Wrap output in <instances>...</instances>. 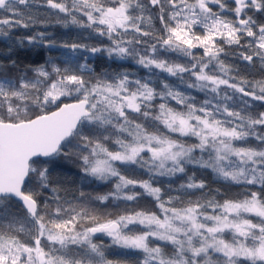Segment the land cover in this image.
<instances>
[{
	"label": "snow or ice",
	"instance_id": "snow-or-ice-1",
	"mask_svg": "<svg viewBox=\"0 0 264 264\" xmlns=\"http://www.w3.org/2000/svg\"><path fill=\"white\" fill-rule=\"evenodd\" d=\"M38 2L57 23L71 17L107 43L58 42L41 31L17 42L58 56L23 70L0 63V73L18 72L0 75V264H264V111L254 103L264 108V79L222 59L264 71V0ZM34 3L0 0V38L35 26ZM98 55L121 70L98 72ZM128 61L145 74L124 68ZM60 158L83 178H115L112 190L90 197L54 184L49 164ZM189 166L242 191L221 202ZM144 198L154 209L135 207ZM109 201L125 207L100 212ZM112 247L133 258L109 259Z\"/></svg>",
	"mask_w": 264,
	"mask_h": 264
},
{
	"label": "trees",
	"instance_id": "trees-1",
	"mask_svg": "<svg viewBox=\"0 0 264 264\" xmlns=\"http://www.w3.org/2000/svg\"><path fill=\"white\" fill-rule=\"evenodd\" d=\"M52 11L53 10L51 9L45 10L44 8H39V2L37 0V3L33 4V7L31 9V14L33 16L38 17L39 21H42L43 23H40L38 21L35 24V26L27 29L22 27L16 28L12 31V35L10 39L0 38V63L10 66L9 63L10 59L15 60L17 68L23 70L24 68L30 65H35L37 63H44V61L49 56H53V57L58 56L59 52L57 50L49 51L48 49H45L43 47L38 48L34 46H29L27 45V41H25L24 46L22 47L17 42L18 39L20 38L34 35L41 31L47 32L50 38L55 39L58 42L67 41L71 43L76 41V42L88 43L90 45H97L100 42V40H103L104 43H107L106 38L95 37V34L92 33L90 29H84L76 24L71 23V17L67 18L66 26L64 22L57 23V17L50 15ZM60 16L63 17V14H60ZM257 18L259 19L260 17L258 16ZM261 22H264V19H262ZM156 25L157 27H159L158 21L156 22ZM9 49L11 51H9ZM229 51H231V49H229ZM222 59H225V62L227 64H238L240 67L239 75L242 77H245L249 80L264 79V71L261 70L258 63L256 64L255 67L245 66V64L237 61L236 57L232 55H229L227 57H222ZM95 64L97 66L98 72L104 69L108 71L121 70L119 67H117L116 64H112L111 62H109L106 56L101 57L98 55L96 57ZM123 67L126 68L128 71L134 72L140 76H143L145 74L144 69L138 68V66L133 64L131 61L124 62ZM0 75H7L9 78H15L18 75V72L16 69H12L11 71L0 73ZM168 80L170 83L179 86L181 90H184L185 86L181 85L178 79L169 77ZM191 91L192 94L196 97L198 102H202L205 99L204 93L196 92L195 90H191ZM158 103L159 101H157V104ZM254 103H255V111H264V108H261L258 102H254ZM171 104L175 106L174 101H172ZM161 128L163 129L162 125ZM192 141H194V138H192L189 142ZM112 147L114 149L115 145H112ZM197 156H199L198 152H197ZM49 169H50V178L54 184H58L61 187H66L69 189L83 190L90 197H94L97 195H104L108 193L109 191L112 190L113 184L115 182V178H113V181L111 183H100V182L92 181L87 178H83L82 173L79 170L78 164L73 161L64 160L63 158H60L49 164ZM193 172H195L196 178L198 180L204 179L206 181L208 185V189H206L205 191L209 189L210 190L219 189L220 192L223 193V195L219 197L221 202H223V199L225 198L238 197L239 193L242 191V189L238 186H229L223 183H217L215 181L214 176L211 173V170L195 169L192 166H189L188 175H192ZM125 174L129 176H134L135 178H139V179H147V176L139 171L133 172L131 170H128L125 172ZM184 179H186V177ZM181 182L182 180L176 179L172 187L178 186ZM29 187L30 188L37 187L35 176H32L30 178ZM165 187H167V184H165ZM136 190L141 191V189L139 188H137ZM199 195L200 193H196V195L193 196L192 198L195 199L196 196ZM97 207L100 212H111L113 216H115L124 209L125 205L120 204L119 207H116L113 202L109 201L106 206L97 204ZM135 207L137 209H143V208L154 209V203L152 202L151 198H144L141 199L135 205ZM12 210L16 212L17 215H20V213L18 212V205L13 206ZM253 219L255 220L257 218L253 217ZM231 236H232L231 233H226L224 238L230 241ZM96 242L97 243L103 242L105 244H108L110 243V238L106 236H98L96 238ZM156 243L164 244V242L161 241H156ZM129 251L130 250L121 249L119 247H112L106 249V255L109 259L113 261H123L125 259L131 260L133 257L128 255ZM166 251L169 252L171 251V245L167 246ZM212 255L213 258H215V256L219 254L213 253Z\"/></svg>",
	"mask_w": 264,
	"mask_h": 264
}]
</instances>
